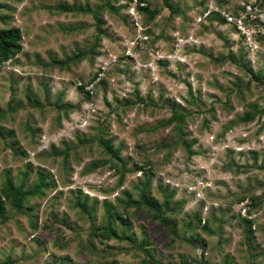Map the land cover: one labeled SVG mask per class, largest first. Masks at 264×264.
Segmentation results:
<instances>
[{
    "label": "rangeland",
    "instance_id": "obj_1",
    "mask_svg": "<svg viewBox=\"0 0 264 264\" xmlns=\"http://www.w3.org/2000/svg\"><path fill=\"white\" fill-rule=\"evenodd\" d=\"M106 1L0 0V26L18 27L23 47L0 68V187L25 171L26 187L39 170L53 182L21 210L5 203L0 264H264V0H170L174 15L151 0L153 19L135 1H113L118 12ZM56 3L89 10L47 9ZM216 6L234 21L204 16ZM94 44L93 60L45 65ZM174 109L181 131L160 124ZM101 137L127 160L122 183ZM143 187L169 226L126 205ZM107 213L128 239L92 229Z\"/></svg>",
    "mask_w": 264,
    "mask_h": 264
},
{
    "label": "trees",
    "instance_id": "obj_2",
    "mask_svg": "<svg viewBox=\"0 0 264 264\" xmlns=\"http://www.w3.org/2000/svg\"><path fill=\"white\" fill-rule=\"evenodd\" d=\"M113 1L117 0H107L103 5H101L100 9L108 8L112 11L118 12L119 9L113 4ZM129 2H136V8L139 11L145 12L149 14L151 19H153L158 13L159 10L157 8L151 9V0H128ZM165 3L167 6L170 7L171 13L177 14L183 13V10L180 8V6L174 5L170 0H165ZM0 6H8V4H2L0 3ZM47 9L52 11H60V12H81V11H88L89 9L79 7L77 5H69L65 3H56V4H48L46 5ZM206 9V8H205ZM237 13V12H234ZM210 19H218L221 22H224L226 19L221 15L220 12L214 10L212 11L208 16ZM8 18L7 14H0V20L6 21ZM100 21V19H98ZM22 33L18 27L15 26H0V68L9 60L14 59L19 52L22 51L23 47L20 43ZM97 45L94 44V46L90 50H77L73 52L72 54L65 53L64 57H53L50 63H46L45 65L47 67H58L62 70H68L72 65L77 64L79 61L84 60L85 58L90 57L91 60L95 57L97 54L96 51ZM235 61V56H230ZM247 72H250L252 76L256 79L261 80L263 78L262 73L260 71H255L252 67L247 66ZM263 80V79H262ZM81 88H85L86 83L80 84ZM85 90V89H84ZM87 95L91 96L92 94L90 89L87 91ZM94 92V91H93ZM11 103V101H10ZM252 107H255L253 105ZM256 110L252 111H246L244 115L245 121H250L253 118H255ZM186 119V113L183 111H180L178 109H174L172 115L165 119L160 124L164 125H171L175 123V127H177L180 131L182 129V124ZM99 142L103 146V149L107 155L110 156L111 165L113 168L116 169L120 173V183L123 182L125 178V174L129 171V168L127 167V160L121 155V148L115 147L113 144L112 139H104L100 138ZM186 147L188 148L189 153L191 154L192 151V144L189 142H185ZM166 146L167 143L165 144ZM69 149V147H66ZM64 153L67 152L66 149L63 150ZM99 166V163L94 162L92 165H90L87 170H95ZM29 175V171H25L23 173L22 178L19 182H16L12 176L7 173L6 178L3 180L1 187H0V215L3 218H8V216L5 215L4 206L5 203H8L11 207L15 208L16 210H21L25 207L26 202L31 196L43 193L45 188H49L53 186V182L48 179V174L44 170L38 171V177L34 184L31 187H26V178ZM127 198H126V205L127 206H136V208H140L142 206H146L157 218H161L164 223H166L167 226H169V219L163 215V211L167 210V208L162 209L161 204L152 196H149L146 192V188H141L140 196L138 199H134L130 193L126 192ZM123 200V199H122ZM165 204L167 207L170 205L169 201V195L165 198ZM78 204H82L80 200H77ZM169 210L174 213L176 211V207H169ZM108 213H111L108 211ZM108 221L106 224L101 225L99 227L92 228L101 238V240L105 239H112L113 237L124 240L128 239V235L119 233L117 229L113 226L112 219L110 218L111 215H108ZM118 217L121 218L123 221L127 220V217L123 215L121 212H118ZM205 227L208 228V226L205 224ZM126 250L125 247H121L120 250ZM90 252L98 251L96 244L92 242V245L89 246ZM153 257L151 260L145 259L142 264H157ZM160 264V263H158Z\"/></svg>",
    "mask_w": 264,
    "mask_h": 264
},
{
    "label": "built area",
    "instance_id": "obj_3",
    "mask_svg": "<svg viewBox=\"0 0 264 264\" xmlns=\"http://www.w3.org/2000/svg\"><path fill=\"white\" fill-rule=\"evenodd\" d=\"M218 11L221 13L222 16H225V18H227L229 21H234V17L232 15H230L229 13H227V11L223 10V9H219L217 6L216 7H210L205 13H204V16L207 17L212 11ZM253 12H248V14H252ZM240 20V21H239ZM235 21L237 22L238 24V27L241 29L243 26V20L242 18L240 17L238 20L235 19Z\"/></svg>",
    "mask_w": 264,
    "mask_h": 264
}]
</instances>
